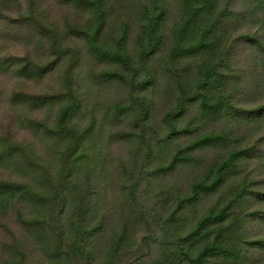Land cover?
<instances>
[{
    "label": "trees",
    "instance_id": "1",
    "mask_svg": "<svg viewBox=\"0 0 264 264\" xmlns=\"http://www.w3.org/2000/svg\"><path fill=\"white\" fill-rule=\"evenodd\" d=\"M109 2L61 0L62 8L84 15H64L61 22L26 0L20 22L33 25L48 54H41V66L11 58L0 67L23 78L64 68L57 91L14 98L56 105L52 120L29 122L63 151L58 170L49 162L38 177H22L4 164L14 178L0 179V230L9 235L0 242V264H251L249 251H264V237L246 235L248 226L264 225V208L247 212L255 200L264 202V0H132L133 16L111 31ZM90 64L124 88L115 110L132 117L120 135L133 144L123 166L132 184H121L115 219L101 218L98 203L105 192L96 168L108 163V152L90 158V140L102 125L95 111L86 125L79 119L80 79ZM182 137L188 143L177 150ZM19 146L1 135L0 162L23 172L39 168L31 148ZM162 153L170 160L143 173L141 165ZM197 163L203 172L184 190L153 188V205L142 206L140 180L159 187ZM12 215L16 231L4 222Z\"/></svg>",
    "mask_w": 264,
    "mask_h": 264
},
{
    "label": "rangeland",
    "instance_id": "2",
    "mask_svg": "<svg viewBox=\"0 0 264 264\" xmlns=\"http://www.w3.org/2000/svg\"><path fill=\"white\" fill-rule=\"evenodd\" d=\"M131 2L132 0H110V26L107 29L111 31L112 28L119 25L118 22L120 20L129 19L131 15L133 16L134 7H130ZM27 6L26 0H0V63L6 62L11 58H27L39 66L44 63L41 54L44 58L48 54L46 45H41L40 37L33 25L20 22V16L25 12ZM36 7L37 12L46 13L48 17L56 18L61 22L64 20V15L71 20L74 19V16L78 18L83 15L78 8L74 10L70 8V11L62 8L61 0H36ZM132 29L129 47L134 49L132 39L136 31L135 28ZM242 66L246 68V65ZM87 68L89 71L85 73ZM63 69V67L58 66L54 70H49L41 74L36 72L31 78H23L13 72L14 69L6 72L0 67V136L11 135L19 143V148L28 145L34 152L36 159H40L37 160L39 168L25 169V173L17 165L9 167L5 160L3 163L0 162L1 180L13 181L14 176L11 178L12 174L10 172H17V170L21 172L22 177H38L39 174L41 175L44 172L43 167H46V164L49 162H51L54 171L58 170L56 159L63 151L62 143L58 140L49 139L43 130L32 128L29 122V119L40 122L52 120L56 114V105L50 102L39 104L40 102H34L30 100L31 98L29 100L33 103L23 98L15 101L14 98L15 94H20L35 99L34 95L36 94L42 96L57 91L58 85L63 80ZM100 69H102V66H94L93 64L86 66L84 69L86 76L83 75V78L80 79V84L85 91L83 95L84 109L79 119H81L82 125H86L90 118L89 115L95 111L94 115L97 118L98 124L102 125V127L98 128L100 132L95 133L90 140V158L95 156L97 160L100 159L104 151L108 152V163L104 165L106 168H101L102 160L99 162L100 166L96 168V172L99 174H97L98 187L105 192L104 200L99 198L98 203L103 208L102 213H100L101 218L107 213L105 215L111 219H115L117 218L115 214L121 213V206L123 204L120 191L121 184L126 183L125 185L127 187L132 184L131 176L127 179V176L125 177L123 175V166L127 160L131 159L133 144L132 142L127 143L120 136L122 131L125 133L131 128L130 121L132 117L129 114L115 110L116 101L124 96V88L118 83H115V81L101 78ZM248 74H252V72ZM157 102V107L162 109V112H165L167 108L163 105L164 102L160 98ZM154 115L157 114L155 113ZM185 120H183V125L185 124ZM187 143V138H180L177 144L179 146L176 149L178 150L180 147H184ZM170 158H168V154L162 153L158 160L148 161L146 164L141 165L143 173H149L157 163H166ZM4 164L6 167L11 168L10 172L4 169ZM196 165L182 167V172H176V175L171 176L172 182L162 183L159 187L155 182H149L146 179L140 180V187L136 195L137 197L138 195L140 196L141 202L143 203L142 206L150 208L153 205V188L157 191L163 185V187H171L170 189L174 191L184 190L192 180L200 176L203 172L202 170L205 165L202 164V168L198 166V163ZM90 166H93V163L86 165V168L79 171V176L81 173V176H83L87 172L86 169L88 167L90 168ZM137 167H140L139 159L137 161ZM243 171L244 174L247 173L245 167ZM256 171H260V168H257ZM30 177L28 180H30ZM168 178L170 177L166 179ZM147 184H149L151 192ZM220 196L225 197L226 192ZM261 208H264V202L258 204L255 200V204L247 212L251 210L257 211ZM4 222L13 231L19 228L17 222L14 220V215ZM246 235L253 237V239L264 237V225L256 223L254 226H248ZM8 239V233L2 228L0 230V242ZM251 255L253 256L250 258L251 264H264V251L260 253L257 249H251L249 256Z\"/></svg>",
    "mask_w": 264,
    "mask_h": 264
}]
</instances>
